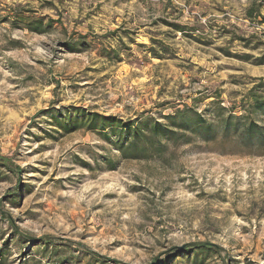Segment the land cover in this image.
<instances>
[{
    "label": "rangeland",
    "instance_id": "1",
    "mask_svg": "<svg viewBox=\"0 0 264 264\" xmlns=\"http://www.w3.org/2000/svg\"><path fill=\"white\" fill-rule=\"evenodd\" d=\"M251 91L264 0H0V264H264V149L129 160L56 124L216 103L242 117Z\"/></svg>",
    "mask_w": 264,
    "mask_h": 264
},
{
    "label": "trees",
    "instance_id": "2",
    "mask_svg": "<svg viewBox=\"0 0 264 264\" xmlns=\"http://www.w3.org/2000/svg\"><path fill=\"white\" fill-rule=\"evenodd\" d=\"M41 27L42 23L39 22L35 28ZM245 103L247 107H242V117H236L233 108L226 109L216 103L214 113L207 117L195 106H184L160 119L143 115L126 122L115 116L104 117L75 110L73 118L65 115L66 118L57 120L56 124L66 133L81 128L99 133L114 151L129 160L165 155L170 147L177 148L199 141L205 144L228 143L251 150L264 149V126L260 127L254 119L264 115V96L251 91ZM194 248L192 246L190 249ZM196 249L211 250V247L201 244Z\"/></svg>",
    "mask_w": 264,
    "mask_h": 264
}]
</instances>
